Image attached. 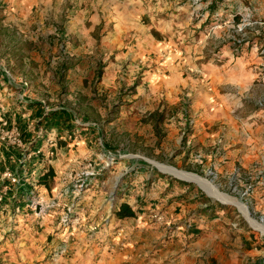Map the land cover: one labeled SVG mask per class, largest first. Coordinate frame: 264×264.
Wrapping results in <instances>:
<instances>
[{"label": "rangeland", "instance_id": "obj_1", "mask_svg": "<svg viewBox=\"0 0 264 264\" xmlns=\"http://www.w3.org/2000/svg\"><path fill=\"white\" fill-rule=\"evenodd\" d=\"M82 1L89 12L92 4L100 5L98 14L118 18L121 26H101L94 32L90 23L66 32L49 26L52 21L27 26L14 21L0 0V162L4 150L20 156L0 166V264H48L47 245L59 240L53 233L80 222L65 202L71 207L84 202L86 211L96 214L99 206L113 208L116 202L103 199H118L127 179L123 166L146 168L129 179L146 178L150 167L165 179L192 181L206 196L223 202L198 182L161 166L198 175L244 204L264 226V0H144V5L142 0ZM129 14L133 25L127 28ZM35 20L43 18L37 15ZM57 29L58 35L50 33ZM113 30L117 32L111 36ZM141 51L146 53L132 67L129 62L120 72L112 69L116 55ZM171 65L192 74L197 87L217 101L219 113L244 128L240 139L246 168L237 166L221 178L211 170L200 172L190 158L192 154L200 161L205 147L182 156L184 135L164 120L181 113V105L167 100L188 105L190 95L160 91L169 81ZM59 123L73 127L59 128ZM49 170L55 174L50 188L39 184V176ZM14 174L32 184L30 194L17 195L20 179ZM225 204L230 225L256 237L252 248L261 254L251 264H264L263 232L238 205ZM155 219L163 222L162 215ZM88 230L99 228L92 224Z\"/></svg>", "mask_w": 264, "mask_h": 264}, {"label": "crops", "instance_id": "obj_2", "mask_svg": "<svg viewBox=\"0 0 264 264\" xmlns=\"http://www.w3.org/2000/svg\"><path fill=\"white\" fill-rule=\"evenodd\" d=\"M82 2L4 0L14 21L27 26H45L48 21H52L49 26L64 27L65 32L68 27L74 28L87 23H90L91 32L101 26H121L118 18H107L105 14L101 17L98 14L102 11L100 5L92 4L89 12L83 8ZM140 3L144 5L145 1ZM63 5H67L66 9L62 8ZM88 13L92 14V18L84 17ZM37 15L43 20L36 22ZM59 17L61 20L65 19V22H59ZM125 24L127 28L132 27L131 14ZM56 31L50 33L58 35L61 30ZM116 32L113 30L110 35ZM144 53L146 52L141 51L139 55L128 52L118 54L111 65L112 69L120 72L129 62L132 67V63ZM108 69L110 67L107 71ZM133 71L130 76H133ZM168 71L169 81L161 84L160 91L171 96H179L185 92L190 95L188 105L180 99L167 100L171 106L181 105V113L164 120L170 123L171 129L183 133L184 141L180 143L185 151L182 156H188V151L192 148L205 147L206 153L202 154L204 158L200 161L193 159L192 154L189 155L190 158L198 165L200 172L211 170L216 176L221 175V178L225 174L234 173L237 166L246 168L244 142L240 139V132L244 128L237 124L238 120L219 113L217 101L212 100L208 93L202 92L192 74L185 73L182 66L171 65ZM60 115L55 116V120L60 119ZM61 125L58 124L59 128ZM234 133L238 134V138H231ZM180 140L183 138H179ZM86 147L87 142L85 147H81L83 152ZM12 156L17 158L18 151L4 150L2 164H10ZM2 164L0 162V166H4ZM122 168L127 179L118 190V199L114 201L111 196L103 199L104 202L107 199L116 202L113 208L103 210L99 206L96 214L86 211L82 206L84 202L80 201L81 203L76 204L77 207H71L73 204L65 202L68 210L72 209L71 216L77 215L80 222L64 228L59 235L53 233L56 235L55 239L59 240L47 245V253L51 256V259L48 257V264H240L245 260L251 264L260 256L259 249L252 248L256 245L253 232L247 233L238 225L231 226L227 219L230 215L229 207L206 196L192 181L172 178L168 180L162 172L157 173L150 167L147 169L149 175L146 178L129 179L134 171L137 173L139 170L145 171L146 168ZM122 204H128L135 216L119 219L116 213ZM156 215H162L163 222L156 221ZM92 224L98 225V232L88 230V226ZM247 247L252 249L247 250Z\"/></svg>", "mask_w": 264, "mask_h": 264}, {"label": "bare ground", "instance_id": "obj_3", "mask_svg": "<svg viewBox=\"0 0 264 264\" xmlns=\"http://www.w3.org/2000/svg\"><path fill=\"white\" fill-rule=\"evenodd\" d=\"M161 168L164 171H168V173L172 172L173 175H174V173L177 175H180L183 179H190V180H194V181L198 182V184H200L211 196H213L214 198H217V200L219 199V200L223 201L224 203H232V204L238 205L239 208L241 209V211L243 212V214L250 221L252 226L256 229H259L264 234V226L252 219V217L249 214V211L247 210V207H245L244 204L242 205L239 202L232 199L229 195H226V194L220 192L219 189H217L216 186H214L208 180L201 178V177H198L196 175L189 174L187 172L186 173L181 172V174L179 172L176 173L171 167H168V166H161Z\"/></svg>", "mask_w": 264, "mask_h": 264}, {"label": "trees", "instance_id": "obj_4", "mask_svg": "<svg viewBox=\"0 0 264 264\" xmlns=\"http://www.w3.org/2000/svg\"><path fill=\"white\" fill-rule=\"evenodd\" d=\"M63 126H60V128L67 127L68 129L72 128L73 125H67V124H62ZM8 151V150H7ZM11 151V150H9ZM13 151V150H12ZM15 177H19L20 182L18 183L17 186V195L18 196H23L25 194H30V192L33 190L32 184L26 183L25 180L22 178V176H18L14 174ZM55 176L53 170H49L46 174L39 176V184L49 186L48 180L53 179ZM7 201V198H3L2 202L5 203ZM23 207V203L19 205V208ZM116 216L119 219H124L126 217H134L135 212L132 210V208L128 204H122L120 209L117 211Z\"/></svg>", "mask_w": 264, "mask_h": 264}, {"label": "water", "instance_id": "obj_5", "mask_svg": "<svg viewBox=\"0 0 264 264\" xmlns=\"http://www.w3.org/2000/svg\"><path fill=\"white\" fill-rule=\"evenodd\" d=\"M174 171L177 173L178 171H176L175 169H174ZM180 174H181V172H179ZM192 175H195V174H192ZM196 176H198V175H196ZM199 177V176H198Z\"/></svg>", "mask_w": 264, "mask_h": 264}, {"label": "built area", "instance_id": "obj_6", "mask_svg": "<svg viewBox=\"0 0 264 264\" xmlns=\"http://www.w3.org/2000/svg\"><path fill=\"white\" fill-rule=\"evenodd\" d=\"M14 181H15V178H14Z\"/></svg>", "mask_w": 264, "mask_h": 264}]
</instances>
